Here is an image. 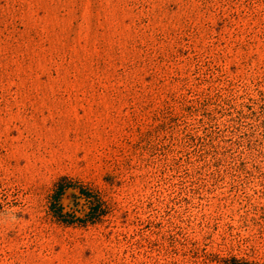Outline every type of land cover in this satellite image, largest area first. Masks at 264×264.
Instances as JSON below:
<instances>
[{
  "label": "rangeland",
  "instance_id": "374dc122",
  "mask_svg": "<svg viewBox=\"0 0 264 264\" xmlns=\"http://www.w3.org/2000/svg\"><path fill=\"white\" fill-rule=\"evenodd\" d=\"M0 264H264V0H0Z\"/></svg>",
  "mask_w": 264,
  "mask_h": 264
},
{
  "label": "trees",
  "instance_id": "16d2710c",
  "mask_svg": "<svg viewBox=\"0 0 264 264\" xmlns=\"http://www.w3.org/2000/svg\"><path fill=\"white\" fill-rule=\"evenodd\" d=\"M61 192H62V187H59V188H57L55 190V193H54L55 199L58 198V196L61 194ZM53 213H54V216L56 218L60 219L63 222H71L72 221V220H66L65 215L64 214H61V212H59V211H56V212H53ZM89 219H91V218H89ZM234 261L237 262V260H234Z\"/></svg>",
  "mask_w": 264,
  "mask_h": 264
}]
</instances>
